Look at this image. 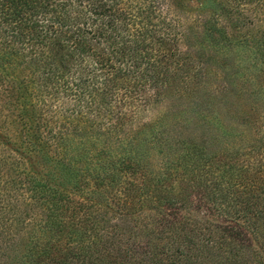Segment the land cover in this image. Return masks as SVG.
<instances>
[{"label":"trees","instance_id":"obj_1","mask_svg":"<svg viewBox=\"0 0 264 264\" xmlns=\"http://www.w3.org/2000/svg\"><path fill=\"white\" fill-rule=\"evenodd\" d=\"M0 264H264V0H0Z\"/></svg>","mask_w":264,"mask_h":264},{"label":"rangeland","instance_id":"obj_2","mask_svg":"<svg viewBox=\"0 0 264 264\" xmlns=\"http://www.w3.org/2000/svg\"><path fill=\"white\" fill-rule=\"evenodd\" d=\"M157 112H158V109H154V110L148 112V113L145 115V116H147V117H146V120L149 121L150 119H152V118L157 114Z\"/></svg>","mask_w":264,"mask_h":264}]
</instances>
